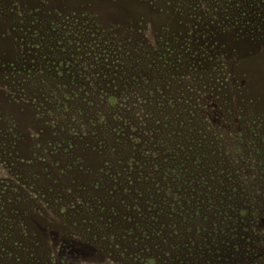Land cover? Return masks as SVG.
I'll return each instance as SVG.
<instances>
[{
  "label": "rangeland",
  "instance_id": "rangeland-1",
  "mask_svg": "<svg viewBox=\"0 0 264 264\" xmlns=\"http://www.w3.org/2000/svg\"><path fill=\"white\" fill-rule=\"evenodd\" d=\"M0 264H264V0H0Z\"/></svg>",
  "mask_w": 264,
  "mask_h": 264
},
{
  "label": "flooded vegetation",
  "instance_id": "flooded-vegetation-1",
  "mask_svg": "<svg viewBox=\"0 0 264 264\" xmlns=\"http://www.w3.org/2000/svg\"><path fill=\"white\" fill-rule=\"evenodd\" d=\"M117 99H119V96H117ZM110 103L113 105H115L116 103H120L119 101L117 102L116 101V98L115 97H112L111 99H110Z\"/></svg>",
  "mask_w": 264,
  "mask_h": 264
}]
</instances>
